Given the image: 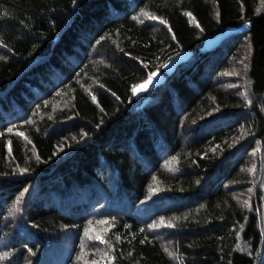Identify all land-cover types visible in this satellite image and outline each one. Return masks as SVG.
<instances>
[{
  "label": "trees",
  "instance_id": "trees-1",
  "mask_svg": "<svg viewBox=\"0 0 264 264\" xmlns=\"http://www.w3.org/2000/svg\"><path fill=\"white\" fill-rule=\"evenodd\" d=\"M0 264H264V0H0Z\"/></svg>",
  "mask_w": 264,
  "mask_h": 264
},
{
  "label": "rangeland",
  "instance_id": "rangeland-1",
  "mask_svg": "<svg viewBox=\"0 0 264 264\" xmlns=\"http://www.w3.org/2000/svg\"><path fill=\"white\" fill-rule=\"evenodd\" d=\"M219 40V37L216 39ZM160 45V44H159ZM164 52H165V48H159L157 49V51L150 53L148 52V54L151 55H155L157 62L156 64L152 65V72L149 73V75L156 73L155 76H153L152 78V82L150 85L147 86L146 89L144 90H140L138 86L144 84V82L148 79V77L144 80H137L133 83L130 84V92H132L135 96H138L139 94H141L142 92H144L145 90H147L148 88L158 84L159 82H161L163 80V78L165 77L164 75V71L166 72H171L174 67L175 64L178 63L181 60H185L190 53L184 52L183 50L177 52L175 55L172 56H168L166 59L164 58ZM133 89H137V91H133Z\"/></svg>",
  "mask_w": 264,
  "mask_h": 264
},
{
  "label": "snow or ice",
  "instance_id": "snow-or-ice-1",
  "mask_svg": "<svg viewBox=\"0 0 264 264\" xmlns=\"http://www.w3.org/2000/svg\"><path fill=\"white\" fill-rule=\"evenodd\" d=\"M153 19H156V18L153 17ZM155 75H156V73H153V74L149 75L148 79L144 82V84L138 86L139 89H140V90H144V89H146L147 86L151 84V82H152V78H153V76H155ZM133 91L135 92V91H137V89H133ZM10 130H11V129H9V131H10Z\"/></svg>",
  "mask_w": 264,
  "mask_h": 264
}]
</instances>
